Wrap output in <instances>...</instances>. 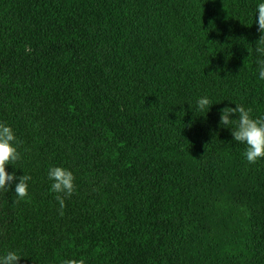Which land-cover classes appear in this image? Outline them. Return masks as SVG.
I'll return each instance as SVG.
<instances>
[{
    "label": "trees",
    "instance_id": "16d2710c",
    "mask_svg": "<svg viewBox=\"0 0 264 264\" xmlns=\"http://www.w3.org/2000/svg\"><path fill=\"white\" fill-rule=\"evenodd\" d=\"M259 3L0 0V123L21 155L6 171L31 176L23 200L18 179L0 190V257L264 264V158L247 162L236 114L219 124L235 104L264 117ZM54 166L74 176L63 209Z\"/></svg>",
    "mask_w": 264,
    "mask_h": 264
},
{
    "label": "clouds",
    "instance_id": "9594fccd",
    "mask_svg": "<svg viewBox=\"0 0 264 264\" xmlns=\"http://www.w3.org/2000/svg\"><path fill=\"white\" fill-rule=\"evenodd\" d=\"M258 19V31L262 34L257 41L264 44V3H259L256 9ZM258 54L264 56V46L256 48ZM259 79L264 80V59L257 61ZM212 105L208 97H201L197 101V110L204 111L210 109ZM233 107H224L220 110V126L228 127L233 123L230 117L233 114L238 116L236 127L231 129L234 141L246 145L243 153L249 164H255L259 159L264 158V117L253 118L251 109H246L241 104ZM229 128V127H228ZM19 144L13 129L4 123H0V190H9L12 182L16 179L19 182L15 185V194L18 200H23L28 196V181L31 176L23 174L16 177L15 172L9 174L6 165L14 164L21 159V155L15 145ZM48 179L53 181L50 191L55 193V199L61 209L65 207V199L70 198L75 191L74 176L70 170L63 167L54 166L48 170ZM18 202V201H14ZM21 256L15 251H9L5 256L0 257V264H18ZM63 264H85L84 259H66Z\"/></svg>",
    "mask_w": 264,
    "mask_h": 264
},
{
    "label": "rangeland",
    "instance_id": "374dc122",
    "mask_svg": "<svg viewBox=\"0 0 264 264\" xmlns=\"http://www.w3.org/2000/svg\"><path fill=\"white\" fill-rule=\"evenodd\" d=\"M219 196H220V199L224 201V203L227 205V206H231V199L230 197L225 193V190H221L220 193H219ZM232 209H233V213L234 215H238L240 214L243 210H241L240 208V205L237 204L235 206H232ZM221 230L223 231H226V232H230L231 230V227L228 225V224H223L221 226H217L215 228H212L210 230L211 233H215L219 236H222L224 238H227V235H224V234H221Z\"/></svg>",
    "mask_w": 264,
    "mask_h": 264
}]
</instances>
